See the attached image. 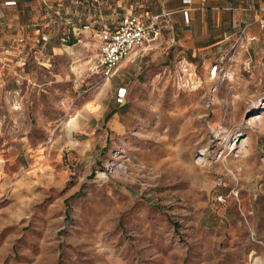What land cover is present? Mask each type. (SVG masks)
<instances>
[{
	"label": "rangeland",
	"instance_id": "obj_1",
	"mask_svg": "<svg viewBox=\"0 0 264 264\" xmlns=\"http://www.w3.org/2000/svg\"><path fill=\"white\" fill-rule=\"evenodd\" d=\"M261 6L0 0V264H264ZM129 13L160 34L93 74Z\"/></svg>",
	"mask_w": 264,
	"mask_h": 264
},
{
	"label": "built area",
	"instance_id": "obj_2",
	"mask_svg": "<svg viewBox=\"0 0 264 264\" xmlns=\"http://www.w3.org/2000/svg\"><path fill=\"white\" fill-rule=\"evenodd\" d=\"M260 23L264 28V6L259 7ZM162 14L153 15L149 20L133 13L126 14L115 25H104L96 32V50L89 62V70L93 74L112 76L117 69L140 51L147 50L161 32L160 19ZM90 28V26H85ZM220 63H214L210 74L216 76Z\"/></svg>",
	"mask_w": 264,
	"mask_h": 264
},
{
	"label": "crops",
	"instance_id": "obj_3",
	"mask_svg": "<svg viewBox=\"0 0 264 264\" xmlns=\"http://www.w3.org/2000/svg\"><path fill=\"white\" fill-rule=\"evenodd\" d=\"M190 10H191L190 7H184L183 8V11L185 12V15H186V17H187L188 20H190V12H189ZM207 23H205V28H208ZM220 23H221V20H220Z\"/></svg>",
	"mask_w": 264,
	"mask_h": 264
},
{
	"label": "trees",
	"instance_id": "obj_4",
	"mask_svg": "<svg viewBox=\"0 0 264 264\" xmlns=\"http://www.w3.org/2000/svg\"><path fill=\"white\" fill-rule=\"evenodd\" d=\"M111 26H113V25H111ZM113 113H114V111L111 114H109V116L107 117V119L110 118Z\"/></svg>",
	"mask_w": 264,
	"mask_h": 264
}]
</instances>
